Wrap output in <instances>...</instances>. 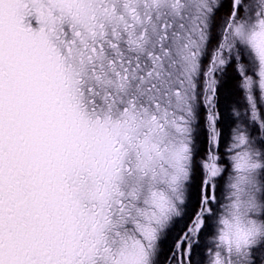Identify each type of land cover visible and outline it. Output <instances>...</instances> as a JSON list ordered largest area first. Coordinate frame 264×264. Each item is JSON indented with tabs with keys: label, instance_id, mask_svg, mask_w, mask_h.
Here are the masks:
<instances>
[{
	"label": "snow or ice",
	"instance_id": "obj_1",
	"mask_svg": "<svg viewBox=\"0 0 264 264\" xmlns=\"http://www.w3.org/2000/svg\"><path fill=\"white\" fill-rule=\"evenodd\" d=\"M257 27L264 0H0V264H264Z\"/></svg>",
	"mask_w": 264,
	"mask_h": 264
},
{
	"label": "clouds",
	"instance_id": "obj_2",
	"mask_svg": "<svg viewBox=\"0 0 264 264\" xmlns=\"http://www.w3.org/2000/svg\"><path fill=\"white\" fill-rule=\"evenodd\" d=\"M217 3H219V0H217ZM259 28L257 27L254 31L247 32L242 43H244L247 47L251 48V42L254 39H264V36H259ZM254 54V50H253Z\"/></svg>",
	"mask_w": 264,
	"mask_h": 264
},
{
	"label": "trees",
	"instance_id": "obj_3",
	"mask_svg": "<svg viewBox=\"0 0 264 264\" xmlns=\"http://www.w3.org/2000/svg\"><path fill=\"white\" fill-rule=\"evenodd\" d=\"M227 85L234 86V84L232 82L228 81V83H225V85L222 86V88H220V90H221V102H220V106H221V110L225 113V115H227V113H228V108H227V105H226L227 99L225 98V95L228 93L227 92V89H228L227 88ZM201 139H203V134L201 135ZM182 226L183 225L181 224V227Z\"/></svg>",
	"mask_w": 264,
	"mask_h": 264
},
{
	"label": "rangeland",
	"instance_id": "obj_4",
	"mask_svg": "<svg viewBox=\"0 0 264 264\" xmlns=\"http://www.w3.org/2000/svg\"><path fill=\"white\" fill-rule=\"evenodd\" d=\"M231 82V81H230ZM225 83H228V80H224L223 78L221 79V85H220V88H222V86H224L225 85ZM233 87L234 86H232V85H227V94L225 95V98L227 99V103H226V105H227V108L229 109V106H230V101L232 100V99H235L236 97H234V96H232V95H230V92H231V90L233 89Z\"/></svg>",
	"mask_w": 264,
	"mask_h": 264
}]
</instances>
